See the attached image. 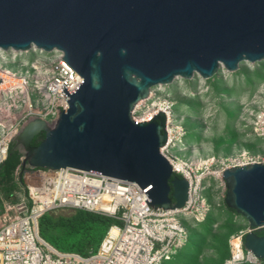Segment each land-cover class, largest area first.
Here are the masks:
<instances>
[{
  "label": "water",
  "instance_id": "95a60500",
  "mask_svg": "<svg viewBox=\"0 0 264 264\" xmlns=\"http://www.w3.org/2000/svg\"><path fill=\"white\" fill-rule=\"evenodd\" d=\"M31 48L62 53L82 82L60 88L68 108L52 125L36 116L21 125L12 138L21 166L133 182L153 209H182L189 184L161 153L164 113L136 122L133 112L175 78L208 80L221 66L263 62L264 0H0V49ZM221 178L225 206L263 229L264 163L225 168ZM242 243L264 260V236L250 232Z\"/></svg>",
  "mask_w": 264,
  "mask_h": 264
},
{
  "label": "rangeland",
  "instance_id": "374dc122",
  "mask_svg": "<svg viewBox=\"0 0 264 264\" xmlns=\"http://www.w3.org/2000/svg\"><path fill=\"white\" fill-rule=\"evenodd\" d=\"M51 58L34 48L0 49V76L13 80L0 90V146L9 144L27 118L45 107L37 85L47 78ZM10 85L15 87L9 90ZM164 106L170 108L171 152L201 182L194 207L188 210L192 213L183 217L191 241L168 264H223L225 252L230 255V238L248 224L225 209L221 172L245 162L264 163V61L241 62L236 72L221 66L208 80L195 74L189 80L178 77L169 85L155 86L133 117L142 120ZM27 194L23 184L10 204H18ZM71 211L64 208L55 213Z\"/></svg>",
  "mask_w": 264,
  "mask_h": 264
},
{
  "label": "built area",
  "instance_id": "2783aa9c",
  "mask_svg": "<svg viewBox=\"0 0 264 264\" xmlns=\"http://www.w3.org/2000/svg\"><path fill=\"white\" fill-rule=\"evenodd\" d=\"M39 51L45 56L52 55V58L47 78L37 85L45 107L37 112L36 117L52 125L58 114L68 108L60 88L64 85L72 92L82 79L61 59L62 53ZM0 80V90L13 82L5 76H0ZM23 85L26 86L25 81ZM14 87L10 85L8 89ZM160 108L166 109L158 111L165 115L167 138L161 153L171 165L172 172L189 184L188 200L182 209H153L145 202L148 201L147 195L133 182L73 169L29 168L22 177L23 184L27 185V197L18 204L5 206L0 218V264H165L173 259L187 244L188 233L183 217L192 213L188 210L194 207L192 204L200 194L201 182L189 165L172 154L170 108ZM153 112L155 110L144 119L149 121ZM7 148L8 143H1L0 162L4 160ZM64 208L101 214L119 221L120 225H112L97 251L87 257L61 253L39 236L38 221L45 213ZM257 230L260 229L247 226L239 235L231 237L230 255L223 264H256L258 260L244 250L242 240L244 235Z\"/></svg>",
  "mask_w": 264,
  "mask_h": 264
},
{
  "label": "trees",
  "instance_id": "16d2710c",
  "mask_svg": "<svg viewBox=\"0 0 264 264\" xmlns=\"http://www.w3.org/2000/svg\"><path fill=\"white\" fill-rule=\"evenodd\" d=\"M42 138L43 134L41 133L34 138L31 145H38ZM21 158V150L14 141H11L8 144L4 160L0 162V196L3 198L12 199L14 193L19 191L23 185L22 173L29 168L21 166ZM17 168H19L20 174L18 180H15L14 173ZM223 205L228 212L236 214L233 210L228 209L225 204ZM112 225H120V222L101 214L72 209L68 215L56 214L55 211L45 213L38 221V232L39 236L57 251L87 257L97 251ZM256 233L259 236H264V228L257 230ZM190 241L191 238L188 235L187 246ZM174 258L165 264L172 262ZM227 258L228 253L225 252L222 259ZM256 264H264V260H258Z\"/></svg>",
  "mask_w": 264,
  "mask_h": 264
},
{
  "label": "crops",
  "instance_id": "0c3cea01",
  "mask_svg": "<svg viewBox=\"0 0 264 264\" xmlns=\"http://www.w3.org/2000/svg\"><path fill=\"white\" fill-rule=\"evenodd\" d=\"M29 169H26L25 171H23L22 173V177L26 174V172L28 171ZM20 174V170L19 168L16 169L15 173H14V178L15 180H18V176ZM22 187V186H21ZM20 187V189H21ZM20 191V190H19ZM19 191H16L12 197V199H6V198H3L0 196V203H1V208H2V212L0 213V218L2 217V215L4 214V208L5 206L7 205H11L10 203H13L15 200H16V194L19 192Z\"/></svg>",
  "mask_w": 264,
  "mask_h": 264
},
{
  "label": "bare ground",
  "instance_id": "6f19581e",
  "mask_svg": "<svg viewBox=\"0 0 264 264\" xmlns=\"http://www.w3.org/2000/svg\"><path fill=\"white\" fill-rule=\"evenodd\" d=\"M142 102H143V101H141L140 103H138L137 106H139ZM137 106H136V107H137ZM136 107H135V108H136ZM158 110H166V109H165V108H164V109H163V108H158L157 110H155V112H153L152 115H154V114L156 113V111H158ZM144 120L146 121L147 119H144Z\"/></svg>",
  "mask_w": 264,
  "mask_h": 264
},
{
  "label": "flooded vegetation",
  "instance_id": "af4514ba",
  "mask_svg": "<svg viewBox=\"0 0 264 264\" xmlns=\"http://www.w3.org/2000/svg\"><path fill=\"white\" fill-rule=\"evenodd\" d=\"M19 148V147H18ZM20 149V148H19Z\"/></svg>",
  "mask_w": 264,
  "mask_h": 264
}]
</instances>
